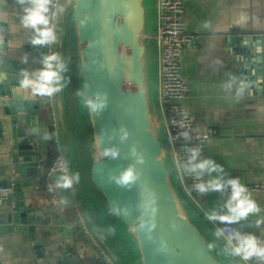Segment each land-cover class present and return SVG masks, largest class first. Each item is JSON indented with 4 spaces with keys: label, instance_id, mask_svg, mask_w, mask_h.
<instances>
[{
    "label": "water",
    "instance_id": "95a60500",
    "mask_svg": "<svg viewBox=\"0 0 264 264\" xmlns=\"http://www.w3.org/2000/svg\"><path fill=\"white\" fill-rule=\"evenodd\" d=\"M65 3L67 10L58 22L59 43L53 45V52L60 53L65 59L71 20L77 34L80 90L87 86L89 94L102 90L109 97L107 109L99 115L87 110L93 138L91 182L134 241L139 252L138 264H221L185 209L181 199L185 194L183 187L175 186L177 172L170 166L172 157L165 130L162 131L151 102L147 0H65ZM156 4L157 0L155 10ZM82 20L86 21L84 26ZM5 33V26L0 23V34ZM154 34L149 39H153ZM240 38L238 42L247 48L249 55H253V49L256 52L261 47L256 35ZM0 47L4 44L0 43ZM254 61L257 63L256 57ZM22 68V64L10 61L8 57L2 56L0 60V74L3 75L0 107L6 118L12 159L8 179H0V190L11 191L10 201L33 191L32 182L26 181L28 178L41 183L36 149L39 136L34 131L37 130L36 118L41 115V104L39 101H22L18 95V74ZM64 77L66 79L65 73ZM54 102L60 145L62 138L66 160L70 164L72 133L66 115L65 89ZM4 128L0 116V142ZM122 128L130 133L124 144L119 140ZM112 146L120 149V158H103V149ZM132 147H136L145 159V163L138 166L140 180L130 189L117 188L109 183L108 177L134 163L129 154ZM27 206L29 204L24 200L13 202L11 209L3 215L0 231L1 234L30 233L38 259L42 255L35 244L36 226L29 224L32 218L41 220L40 212ZM141 222L146 227L141 228ZM153 224L154 228L151 227ZM100 239L111 254L105 236ZM78 256L81 252L47 264H102L94 261V257L80 259ZM111 256L117 262L118 259Z\"/></svg>",
    "mask_w": 264,
    "mask_h": 264
},
{
    "label": "crops",
    "instance_id": "0c3cea01",
    "mask_svg": "<svg viewBox=\"0 0 264 264\" xmlns=\"http://www.w3.org/2000/svg\"><path fill=\"white\" fill-rule=\"evenodd\" d=\"M155 1L147 0L149 13L147 44H150L148 69L151 102L163 131L165 123L159 108V76L155 41L152 38L149 39L157 26ZM185 7L186 29L198 34L199 38L194 45L183 50V77L189 88L188 96L183 102L187 111L195 115L199 130H216V134L208 142L205 158L214 159L224 167L228 177L239 178L242 184L264 183V95L259 91L264 89V0H187ZM20 15H22L21 9L16 0H0V23L6 28V33L0 34V41L4 44V47H0V60L2 56L8 57L10 61L22 64L24 69L34 71L39 68V48H33L29 43L30 34L21 26ZM206 21L210 22L209 28L203 27ZM246 35H256L260 40L259 49L262 51L258 53L257 48L256 53L253 49V55H249L247 48L238 42L240 37ZM25 54H28L29 58L27 64L21 63ZM255 57L257 63L254 61ZM233 77L237 81L243 80L249 84L245 94L238 100L234 93H225L222 88V85ZM74 84L78 87L76 88ZM80 85L78 63L77 72L74 71L73 75V85L69 87V104L65 98L66 115L72 133L70 164L66 160L63 141L60 137L68 174H71L70 167L76 152L87 147L91 154L93 144L92 142L86 145L87 139L92 138V131L87 109L80 106L76 96ZM0 116L5 125L4 136L0 142V179H8L12 161L11 140L7 136L6 118L1 107ZM36 125L39 136L36 149L39 152V159L44 161L38 175L41 183L38 184L36 179L28 178L26 181L32 182L33 191L23 193L22 197H14L13 201H1L0 223L4 221V213L9 211L11 204L16 201L24 200L29 204L27 207L39 211L41 220L32 218L29 225L36 226L35 244L40 247L42 256L37 259L31 244L30 233L1 234L0 231V261L2 264H47V262H54L70 254L77 255L81 252L78 258L94 257V261L102 263L96 246L80 229L74 209L47 197L42 175L45 165L54 156V146L51 139L48 141L42 139L43 134L48 133V129L45 122L40 119V115L36 118ZM169 163L174 170L172 158L169 159ZM59 174L61 172L53 176V183ZM175 186L182 188L179 180L175 181ZM2 193L0 192V200ZM57 194L60 199L64 198L70 203H77L79 207L74 187L69 190H57ZM225 198L219 193H211L205 195L199 205H195L187 199L185 194L181 197L191 221L209 244H216V247L212 248L216 259L221 264H240L243 261L238 258L225 257L221 253L223 242L214 240L215 228L224 225H213L204 216V212L217 207ZM253 199L261 209L259 216H250L247 221L233 226L243 232L253 233L264 242V226L259 229L250 226L257 218L264 217V196L253 197ZM83 218L104 248L106 247L101 243L100 236H105L106 246L117 258L108 244L107 236L99 229V226L92 223L84 214Z\"/></svg>",
    "mask_w": 264,
    "mask_h": 264
},
{
    "label": "clouds",
    "instance_id": "9594fccd",
    "mask_svg": "<svg viewBox=\"0 0 264 264\" xmlns=\"http://www.w3.org/2000/svg\"><path fill=\"white\" fill-rule=\"evenodd\" d=\"M16 3L20 6L22 13L19 17L20 24L29 32V43L33 48H51L59 43L58 22L67 10L65 0H16ZM85 24L86 21L82 20L81 25ZM203 27L209 28L210 22L206 21ZM257 51L262 49L258 48ZM28 59V54H25L21 63L27 64ZM39 63L41 66L38 69L28 71L22 68L18 74L17 93L22 101L51 100L59 96L67 86L64 77V73L67 72V62L60 53L52 52L42 55ZM2 82L3 75L0 74V83ZM248 87L249 84L246 81H237L234 77L222 85L224 92L234 93L237 100L245 94ZM76 96L81 106L90 113L99 115L108 107L109 97L105 91L97 90L89 94L85 86L76 92ZM34 131L38 134V130ZM129 136L127 129H120L121 144L126 143ZM180 136L186 141L191 139L187 131H182ZM51 138L48 133H44L42 137L44 141ZM184 153L185 158L175 162L174 168L178 174H183L195 181L193 190L201 196L219 193L222 197H226L217 207L204 212L205 219L209 223L226 226L216 227L213 233L215 241L223 242L221 253L225 257L238 258L245 264L253 260L257 264H264V242L253 233L227 227L247 221L250 216H259L261 209L249 189L241 183L239 178L228 177L224 167L214 159L204 158L200 147H186ZM129 154L134 163L108 177L109 183L117 188L130 189L140 180L138 166L143 165L145 159L136 147H132ZM120 155V149L116 146L104 148L102 151V157L109 160H117ZM79 182L78 172L68 174L66 170H61V174L56 177L54 183L49 185L48 190L49 192L69 190ZM59 203L64 205L67 200L61 198ZM250 226L261 228L264 226V217L257 218ZM140 227H146L145 223L141 222ZM151 227L154 228L155 225ZM208 247L215 248L216 244L211 243Z\"/></svg>",
    "mask_w": 264,
    "mask_h": 264
},
{
    "label": "built area",
    "instance_id": "2783aa9c",
    "mask_svg": "<svg viewBox=\"0 0 264 264\" xmlns=\"http://www.w3.org/2000/svg\"><path fill=\"white\" fill-rule=\"evenodd\" d=\"M186 2L187 0H157V27L153 36L158 63L159 108L165 123L166 142L169 145L170 154L174 163L185 158L184 149L186 147H200L202 149V155L205 158L208 142L216 134V130L214 129H208L206 131L199 130L195 115L187 111L183 102L188 96L189 88L183 77L182 54L186 47L194 45L199 38L198 34L191 33L186 29ZM38 50L40 54L38 65L40 67V57L52 53L53 46L51 48H39ZM262 93L264 95V89ZM40 104L41 112L47 113L51 119L50 135L54 146V156L45 165L42 182L45 186L47 197L50 200L59 202L60 197L57 191L49 192L48 190L49 185L53 183V176L60 173L61 170L67 169L58 135L54 98L51 100L42 99ZM181 123H183V127H181ZM182 131L189 132L191 139L186 141L180 136ZM42 164H44V161L39 159V167ZM177 176L188 198L195 205H199L205 195L201 196L193 190L192 186L195 181L183 174L177 173ZM244 185L249 189L252 197L264 196V183H245ZM0 192H5L1 194L0 203L1 201L8 200L11 191L0 190ZM65 205L74 209L80 229L84 232L86 238L96 246L102 263L117 264L85 223L78 204L67 201ZM227 227L237 229L233 225ZM259 240L263 242V239ZM248 264H257V262L253 260L248 262Z\"/></svg>",
    "mask_w": 264,
    "mask_h": 264
},
{
    "label": "trees",
    "instance_id": "16d2710c",
    "mask_svg": "<svg viewBox=\"0 0 264 264\" xmlns=\"http://www.w3.org/2000/svg\"><path fill=\"white\" fill-rule=\"evenodd\" d=\"M66 38V100L70 103L68 95L70 86L73 85L74 71L77 72L78 67V50H77V34L75 24L70 20L68 23V31ZM78 61V62H77ZM75 87L77 88L78 85ZM78 102L81 106L80 100ZM78 104V106H79ZM69 112V111H68ZM40 119L45 122L48 134H50L51 119L47 113L41 112ZM91 133V132H90ZM84 137V136H83ZM88 137V136H87ZM93 139H87V146L92 144ZM92 158L89 148H81L76 152L71 163V174L78 172L80 174V182L74 185L76 200L79 203L81 212L99 226V229L107 236L108 244L116 253L117 264H138L139 252L127 232L125 226L117 219L115 214L108 208L105 200L99 195L93 186L90 178Z\"/></svg>",
    "mask_w": 264,
    "mask_h": 264
},
{
    "label": "rangeland",
    "instance_id": "374dc122",
    "mask_svg": "<svg viewBox=\"0 0 264 264\" xmlns=\"http://www.w3.org/2000/svg\"><path fill=\"white\" fill-rule=\"evenodd\" d=\"M86 222V221H85ZM87 224V223H86ZM88 226V225H87ZM89 227V226H88ZM90 229V228H89ZM92 232V231H91Z\"/></svg>",
    "mask_w": 264,
    "mask_h": 264
}]
</instances>
